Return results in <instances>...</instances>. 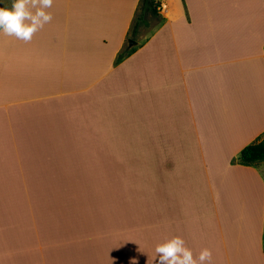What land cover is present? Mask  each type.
<instances>
[{
	"label": "crops",
	"instance_id": "obj_1",
	"mask_svg": "<svg viewBox=\"0 0 264 264\" xmlns=\"http://www.w3.org/2000/svg\"><path fill=\"white\" fill-rule=\"evenodd\" d=\"M156 2L161 22L116 62L141 0H54L31 41L0 34V264L22 254L1 197L55 178L75 147L97 178L142 148L160 178L159 235L130 236L112 264H157L176 236L212 264H264V161L240 160L264 137V0ZM105 18L125 21L112 55Z\"/></svg>",
	"mask_w": 264,
	"mask_h": 264
},
{
	"label": "rangeland",
	"instance_id": "obj_2",
	"mask_svg": "<svg viewBox=\"0 0 264 264\" xmlns=\"http://www.w3.org/2000/svg\"><path fill=\"white\" fill-rule=\"evenodd\" d=\"M159 10L158 5L157 12L147 13L148 25L142 24L137 34L132 32V39L144 27L158 26ZM102 22L104 33L110 32L106 53L112 55L125 21L105 18ZM129 39L115 62L135 46ZM68 150L70 154L57 158L67 162L56 169L55 178L51 172L50 179L31 181L30 186L23 182L15 190L21 194L1 197L3 209L8 206V219L15 221L14 230L22 237L21 264H112L113 254L126 256L130 236L159 235L160 178L158 173L145 178L142 148L136 149L135 162L126 165L119 178H97L96 165L89 169L92 164L81 163L83 149ZM50 155L52 163L53 149Z\"/></svg>",
	"mask_w": 264,
	"mask_h": 264
},
{
	"label": "clouds",
	"instance_id": "obj_3",
	"mask_svg": "<svg viewBox=\"0 0 264 264\" xmlns=\"http://www.w3.org/2000/svg\"><path fill=\"white\" fill-rule=\"evenodd\" d=\"M54 0H12L11 8L0 7V34L29 42L34 34L52 20L49 9ZM3 3V0H0ZM157 264H212L210 249L194 256L183 238L176 236L155 248Z\"/></svg>",
	"mask_w": 264,
	"mask_h": 264
},
{
	"label": "trees",
	"instance_id": "obj_4",
	"mask_svg": "<svg viewBox=\"0 0 264 264\" xmlns=\"http://www.w3.org/2000/svg\"><path fill=\"white\" fill-rule=\"evenodd\" d=\"M158 3L156 0H141L140 12L136 18L133 33L137 34L142 24L148 25L146 15L148 12H157ZM126 54H120L122 60ZM240 160L245 165H255L264 161V137H259L257 141L246 146L240 156Z\"/></svg>",
	"mask_w": 264,
	"mask_h": 264
},
{
	"label": "water",
	"instance_id": "obj_5",
	"mask_svg": "<svg viewBox=\"0 0 264 264\" xmlns=\"http://www.w3.org/2000/svg\"><path fill=\"white\" fill-rule=\"evenodd\" d=\"M129 43L130 45H134V44H137V41L135 39H129Z\"/></svg>",
	"mask_w": 264,
	"mask_h": 264
}]
</instances>
